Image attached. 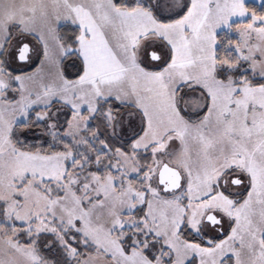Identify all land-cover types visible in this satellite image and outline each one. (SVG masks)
Masks as SVG:
<instances>
[{
	"label": "snow or ice",
	"instance_id": "6c2138e0",
	"mask_svg": "<svg viewBox=\"0 0 264 264\" xmlns=\"http://www.w3.org/2000/svg\"><path fill=\"white\" fill-rule=\"evenodd\" d=\"M0 264H264V14L0 0Z\"/></svg>",
	"mask_w": 264,
	"mask_h": 264
},
{
	"label": "trees",
	"instance_id": "16d2710c",
	"mask_svg": "<svg viewBox=\"0 0 264 264\" xmlns=\"http://www.w3.org/2000/svg\"><path fill=\"white\" fill-rule=\"evenodd\" d=\"M262 3H264V0H262L261 3L247 2L248 6L251 9H255L258 14H264V8L261 7ZM62 25L63 26L59 29L60 35H62V36L70 35L72 26L69 24H65V23ZM230 35H231L233 41L238 39V36L235 32L231 33ZM63 70H64V73L66 75V78L75 79L77 77L78 71H79V62L75 61L74 59H67L63 62ZM39 131H40L39 129H33L31 131H23V132H20V136L21 137H27L29 142H34V137L39 133ZM51 238L52 237L50 235L42 236L41 241H40L41 247H42V254L49 259L60 258L59 253L56 250L48 251L47 249L43 248V245L48 240H50Z\"/></svg>",
	"mask_w": 264,
	"mask_h": 264
},
{
	"label": "rangeland",
	"instance_id": "374dc122",
	"mask_svg": "<svg viewBox=\"0 0 264 264\" xmlns=\"http://www.w3.org/2000/svg\"><path fill=\"white\" fill-rule=\"evenodd\" d=\"M246 2L261 3L262 0H246ZM233 19L238 20L239 18L234 17ZM33 43L35 42L33 41ZM36 48H37V52L30 54V60L28 62H18L14 59L7 58L8 69L13 71L14 75L35 72L36 68L40 66V60L38 56H39V52L41 53L42 51L39 45H36ZM62 70H63V67H62ZM63 73H64V70H63ZM64 76L66 77L65 73H64ZM227 227H228L227 224H225L226 230H227Z\"/></svg>",
	"mask_w": 264,
	"mask_h": 264
},
{
	"label": "crops",
	"instance_id": "0c3cea01",
	"mask_svg": "<svg viewBox=\"0 0 264 264\" xmlns=\"http://www.w3.org/2000/svg\"><path fill=\"white\" fill-rule=\"evenodd\" d=\"M61 23L64 24L63 21H62ZM38 57H39V60H40V61L43 59L42 51H41V53L39 52V56H38Z\"/></svg>",
	"mask_w": 264,
	"mask_h": 264
}]
</instances>
